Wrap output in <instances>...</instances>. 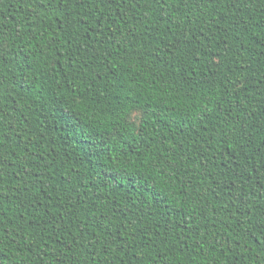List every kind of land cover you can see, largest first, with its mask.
Here are the masks:
<instances>
[{
	"label": "trees",
	"instance_id": "16d2710c",
	"mask_svg": "<svg viewBox=\"0 0 264 264\" xmlns=\"http://www.w3.org/2000/svg\"><path fill=\"white\" fill-rule=\"evenodd\" d=\"M0 44V264H264V0H0ZM145 67L180 69L183 108L136 91ZM89 83L110 105L91 117L68 94ZM136 110L146 128L118 123ZM96 115L123 154L171 157L174 195L106 173L72 126Z\"/></svg>",
	"mask_w": 264,
	"mask_h": 264
},
{
	"label": "snow or ice",
	"instance_id": "6c2138e0",
	"mask_svg": "<svg viewBox=\"0 0 264 264\" xmlns=\"http://www.w3.org/2000/svg\"><path fill=\"white\" fill-rule=\"evenodd\" d=\"M61 0H57L60 3ZM62 2L67 5L69 3L75 4L76 0H62ZM145 3L149 0H144ZM190 0H173V3L180 5L182 3H188ZM3 47L0 44V66L3 65ZM180 69L176 68L174 70V75L170 79L168 75L159 73L158 69H149L145 67L144 69L137 68L132 75L136 73H141V75L136 76V81L139 84H143L144 88L141 89L137 87L136 91L140 92L142 96L145 97L150 105L153 104H164L170 110H177L178 108L184 107L185 93L191 88H194L189 80L184 76L179 75ZM6 75V73H3ZM127 75V73H126ZM187 76H191V73H187ZM127 83V81H120V84ZM83 84V82H82ZM113 87L109 91L114 92L115 88L119 86L116 80L112 81ZM132 85H129L128 89H125V93L128 96H132L133 93L130 91ZM93 84H84L78 90L73 88L68 90V94L73 97V104L75 108L72 109L73 112L80 114L84 113L86 116H93L96 112H106L110 105L105 102V94L103 90L93 91ZM63 95V93L61 94ZM178 97V99H177ZM118 98V97H117ZM39 99V97L37 98ZM173 101L169 103L168 101ZM138 107L142 105L137 104ZM125 115L128 117V121L119 120L118 123L122 125L131 126L132 123H139L145 128L147 127L146 114L143 111H130L126 112ZM84 119V117H81ZM105 119L108 121L107 124L101 126L100 121ZM73 117L68 118V122L71 124ZM73 128L78 129L80 134L84 137L86 146L89 149L91 155H95L97 159L103 160L104 166L106 168V173L112 175V179L123 184L129 177L140 176L144 183L152 185V188L147 193H141L142 195H152L158 196L161 192L165 195H174V192H168L167 189L172 188L171 183H165V180L174 181L177 176L174 175V168L170 167L166 160H171V157H166V159H161L157 155L143 156L142 153H137V156L132 154H123L121 152L122 142L120 133L122 128H113L111 124V116H95V122L92 120L85 119L83 124H72ZM98 133V134H97ZM264 139V137H262ZM91 141V143H88ZM175 163V162H173ZM159 177V179H156ZM135 183L141 182L140 180H133ZM0 199H2V194H0ZM147 206V205H145ZM175 229V225H172V229ZM135 231V228L132 229ZM170 231L167 225L163 222L160 223L158 234ZM4 237L3 230L0 229V240ZM178 240H174L173 244H179ZM166 241H162V245H165ZM202 246L195 250L196 255L202 252ZM169 251H173L169 249ZM175 255H168L164 251L162 246L160 251H154L149 249L147 255L152 258V264H170L172 259H178L181 264H193L196 256L193 255L189 257L188 252L180 247L174 250ZM183 253V255H180ZM145 264H149L145 261ZM203 264H209V261L205 259Z\"/></svg>",
	"mask_w": 264,
	"mask_h": 264
},
{
	"label": "rangeland",
	"instance_id": "374dc122",
	"mask_svg": "<svg viewBox=\"0 0 264 264\" xmlns=\"http://www.w3.org/2000/svg\"><path fill=\"white\" fill-rule=\"evenodd\" d=\"M138 112V110H136Z\"/></svg>",
	"mask_w": 264,
	"mask_h": 264
}]
</instances>
